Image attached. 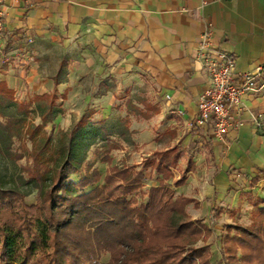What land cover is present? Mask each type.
Instances as JSON below:
<instances>
[{
  "label": "crops",
  "instance_id": "obj_1",
  "mask_svg": "<svg viewBox=\"0 0 264 264\" xmlns=\"http://www.w3.org/2000/svg\"><path fill=\"white\" fill-rule=\"evenodd\" d=\"M0 6L6 54L31 55L26 66L0 67V81L42 94L63 70L58 88L86 86L83 102L100 105V120L110 115L118 90L148 96L158 111L132 121L134 143L142 156L181 150L174 177L190 170L173 189L195 200L186 206L192 219L236 202L234 182L262 180L264 86L244 96L243 124L223 141L209 124L191 128L188 122L208 81L197 57L200 34L210 26L214 46L236 57L237 72L264 65V0H0ZM263 83L264 74L257 78L258 87Z\"/></svg>",
  "mask_w": 264,
  "mask_h": 264
},
{
  "label": "trees",
  "instance_id": "obj_2",
  "mask_svg": "<svg viewBox=\"0 0 264 264\" xmlns=\"http://www.w3.org/2000/svg\"><path fill=\"white\" fill-rule=\"evenodd\" d=\"M57 100L55 90L19 100L0 81V156L14 165L31 160L0 174V264H210L209 227L188 214L192 197L174 193L190 170L171 181L182 155L177 146L156 151L137 169L110 166L103 178L87 160L93 149L95 159L110 164L120 142L132 143L129 117L148 119L158 109L134 96L124 116L92 122L88 112L64 130ZM152 175L156 184L140 191ZM33 190L36 201L27 204ZM263 202L250 201L257 211L249 227L233 226L238 234L224 241V264H264Z\"/></svg>",
  "mask_w": 264,
  "mask_h": 264
},
{
  "label": "rangeland",
  "instance_id": "obj_3",
  "mask_svg": "<svg viewBox=\"0 0 264 264\" xmlns=\"http://www.w3.org/2000/svg\"><path fill=\"white\" fill-rule=\"evenodd\" d=\"M2 46V47H1ZM0 46V67H8V65H15L16 67L19 65L26 66L28 64L31 55L25 54L23 57L19 58H13L14 55L12 54H6V48L4 45ZM86 86H84L85 88ZM11 88V87H10ZM84 88L81 86L74 88L72 91L69 87H62L58 88L57 85L53 87L52 91H56V94L58 96L57 102L61 104L63 108V114L59 117V120L57 121V126L59 128H62L64 130L69 129L72 125H74L83 114L92 112L91 114V121L96 122L100 120L101 117V110L99 104H92L91 102H87V104H84L81 91L84 90ZM13 89V88H11ZM15 97L19 100H27L31 98L33 95H35L32 92L25 91L20 92L19 90L13 89ZM133 88L131 90L126 89H120L117 93L114 94L115 96V103L111 107L110 115L105 118H112L116 117L118 115H125V102L127 99L133 98ZM74 95V99L73 96ZM146 96V95H145ZM149 96H153L152 94H149ZM140 97L147 101L149 98L146 96ZM157 108V107H156ZM158 109V108H157ZM96 113L98 114L96 116ZM134 119H140V117L130 116L129 117V125L130 128L132 127V121ZM103 120V119H101ZM35 122H38V119H35ZM47 130L51 129V125H48ZM134 132L135 129L131 128ZM132 135V143L127 142H120L118 149H114L111 152V162L110 164L102 163L98 159H95L93 156V149L88 153L87 160L88 161H95L93 164L94 169H97L102 174V178L104 177V174H106V171L109 170L110 166L113 165H126V166H135V168H140V166L144 163L145 158H154L153 152L149 155H143L139 152L140 147H137L134 143V136ZM26 144L30 146L29 142L26 141ZM126 149H125V148ZM159 151V150H156ZM154 151V153L156 152ZM155 159V158H154ZM135 162H140L139 165H136ZM31 160H26L25 158L19 159L16 163V165L12 164L8 160L2 158L0 156V174H9L13 172H19V166H24L26 164H30ZM174 168V167H173ZM174 170V169H173ZM148 175V174H147ZM262 179L257 181H252L250 178H244L239 181L234 182L232 185V189L237 191L238 200L234 202L232 205L229 204V207H221L220 211H218L215 215L208 217L206 219H202V222L209 227L210 234L208 238L206 239V243L210 244V256H209V263L210 264H224L223 262V256H224V241L227 240V238H231L234 235L238 234V231L233 227L235 224H242L245 227H249L251 223L253 222V217L256 213V207L252 206L250 201L255 197H261L264 199V174L260 176ZM176 179L173 177L172 180ZM252 182L254 183L253 186ZM156 179L154 175H152L150 178L146 180V182L143 184L142 189L140 191L147 192V189L150 185H155ZM248 187H252V190L249 191ZM250 193V194H249ZM36 201V191H31L26 196V202L27 204H34ZM264 206V202L260 205ZM203 242L199 241L196 243L197 246L202 245ZM238 256H240L241 252L238 250ZM108 259V255L103 254L101 257L102 262H106Z\"/></svg>",
  "mask_w": 264,
  "mask_h": 264
},
{
  "label": "built area",
  "instance_id": "obj_4",
  "mask_svg": "<svg viewBox=\"0 0 264 264\" xmlns=\"http://www.w3.org/2000/svg\"><path fill=\"white\" fill-rule=\"evenodd\" d=\"M3 16L4 9L0 6V45ZM197 57L208 81L197 99V114L188 122V126L192 128L209 124L213 137L223 141L230 132L237 131L243 124L244 96L264 86V83L259 87L257 84V78L264 74V65L257 66L252 71L237 72L236 57L214 46L212 31L208 25L200 34ZM252 122L255 126H260L259 117H254Z\"/></svg>",
  "mask_w": 264,
  "mask_h": 264
}]
</instances>
